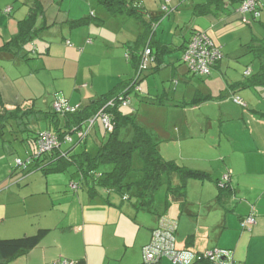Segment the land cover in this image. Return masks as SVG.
I'll return each mask as SVG.
<instances>
[{
  "label": "crops",
  "instance_id": "1",
  "mask_svg": "<svg viewBox=\"0 0 264 264\" xmlns=\"http://www.w3.org/2000/svg\"><path fill=\"white\" fill-rule=\"evenodd\" d=\"M91 1L0 0V48L19 34L22 22L33 13L35 20L31 29L33 34L31 41H41L35 43L37 44L35 52L26 45L18 55L0 52V115L13 112L17 107L23 110L34 108L39 111V115L36 118L29 117L27 127L38 132L36 128L44 122L46 129L42 130L47 131L52 127L44 112L52 110L55 97L47 99L52 88L57 90L55 96L58 92H63L69 106L82 108L90 101L109 94L124 82L123 75L126 73L113 71L115 69L113 64L121 63L122 54L115 53L116 51L113 54L112 49L123 48L127 42H132V38L126 39L125 35L121 36L125 27L127 25L129 27V22L127 20L120 22V18H133L126 15L113 16L106 10L100 11ZM242 1L223 0L221 7L205 15L195 14V10L197 6L206 4L207 0L193 2L189 0L187 5L184 4V0H160L158 13H149L144 7V22L135 20L138 21L136 32L139 37L147 30L146 24L153 25L152 50L156 61L149 62L148 68L152 67L156 71L163 69L160 75L164 84L169 77L175 84L178 83L177 79L190 82L191 73L188 71L184 74L183 68L177 63L181 61L183 48L188 44L193 32L200 30L207 32L220 49L227 52H224V57L229 55L227 58L229 61L230 57H236L233 66L237 71L242 72L245 79L254 75L250 66H244L245 69H242V63L237 60L249 59L250 61L243 62L245 64L253 62L251 46L255 43V18L259 11L256 8L255 12L242 14L239 11L241 5L239 3ZM165 5L168 8L167 12L163 11ZM185 6H187L186 10L180 13ZM185 11L193 15L189 25L180 24V18ZM169 18L170 24L167 23ZM84 20L87 23H81ZM116 24L120 26V31H117ZM159 26L164 28V35L160 34ZM247 26H250L251 30ZM178 33L180 34L177 35ZM165 34L167 35L164 38ZM63 41L64 44L66 42L65 46ZM67 42H71V45ZM129 44L133 46L132 43ZM131 46L129 45L130 49ZM143 49L144 46L139 49L137 55L142 54ZM106 54H111L108 65L104 59ZM131 54H133L132 50ZM224 57L209 75L210 82L206 80L207 77L201 79L206 90L198 91L204 97L222 99L219 103V111L211 109L210 116L204 115L208 121L205 134L206 137L210 134L211 140L206 139L199 150H195L198 157H190L189 163L183 165L190 170L205 173L207 178L189 180L184 197L174 198L173 204L167 201L163 213L157 212L155 208L154 212H149L150 215L142 218V223L138 222V219L130 222V214H132L130 209L115 212L118 219L113 222L118 223H113L110 228L108 225L110 221L100 223L101 219L103 222L107 219L101 213H106L104 208L98 210L102 214L100 216L95 210L97 216L89 224L84 218L86 206L82 201L80 205L83 209V220L75 221L69 226L66 205L61 201L57 205V201L52 198V194L63 192L58 191L55 185H50L49 176L46 175L48 178L45 180L46 186L42 189L37 188L31 193L42 196V200L38 198L28 203L25 200L23 207H9L8 203L0 198V240L34 236L42 229L49 230L48 235L37 247L19 253L10 260L0 258V264H52L59 260L73 261L77 264H141L143 248L150 243L152 231L157 227L158 217L161 214L177 222L176 244L179 248L190 249L197 253L213 249L229 250L232 255L230 259L223 260V264H264V115H260L256 109H251L246 103V106L241 105V107L235 103V98L239 96L237 92L242 89L241 86L246 80L231 82L228 79L226 75L231 64ZM135 58L136 53L129 58L134 65ZM106 66L110 67V72L99 73ZM87 68L89 71L86 70ZM249 69L251 73L247 75ZM57 72H61L65 79H69L67 87L64 85L56 87L50 82V80L55 81L52 76ZM216 76H222L224 81L217 79ZM220 80L223 83L219 82ZM218 83L222 85L216 86L215 92L213 87ZM162 86V97H157L159 101H190L187 93L184 97H178V87L175 91L170 88V91L168 85L164 87L162 84ZM135 94L142 101L150 100L149 97ZM203 104L195 105L191 109L201 108ZM218 115L219 126L215 130L214 121L217 120ZM61 126H64L63 120ZM11 127L8 125L6 131ZM31 133L29 131L15 135L9 132L10 135H7L20 138L22 142L30 145L34 140L29 135ZM194 134L192 132V136ZM182 137L184 141L188 139L185 130ZM100 144L99 141L97 146ZM62 149H70L71 152L78 153L76 146H63ZM77 173L74 177H81V174ZM227 175H230L229 183L226 188H222L221 181ZM35 180L41 184L44 182L41 174H35L25 181L34 184ZM172 182L174 186L179 185L177 177H174ZM75 185L76 183L71 184L72 189L79 193V186L75 188ZM8 191H0V195ZM97 191L100 194L99 190ZM167 196L168 200L172 201V198ZM109 197L107 196V199ZM60 205L64 207H59ZM102 206L107 205L102 204ZM113 206L116 207L114 204ZM137 210L142 209L137 208ZM251 213L255 214L256 224L251 230H245L241 223ZM106 227L110 228L109 231ZM160 264L172 263L165 258Z\"/></svg>",
  "mask_w": 264,
  "mask_h": 264
},
{
  "label": "rangeland",
  "instance_id": "2",
  "mask_svg": "<svg viewBox=\"0 0 264 264\" xmlns=\"http://www.w3.org/2000/svg\"><path fill=\"white\" fill-rule=\"evenodd\" d=\"M129 1L132 2L134 4V7H136L139 11H143L144 7H146L149 13L150 12L158 13L160 11V7H159L161 5L160 0H129ZM190 1L193 2L198 0H190ZM187 2H189V0H184L185 5H187L186 4ZM91 3L94 4L95 8L100 11L106 10L96 0H92ZM263 3L264 2L262 0V2L257 7L259 14L255 18V27H254L255 38L261 40H264V25L261 24L264 23ZM186 8L187 6L183 7L180 10V13L186 10ZM187 14H188L187 11H185V13H183V16L180 18L181 25H189V23H191L193 15L190 13L188 15ZM122 18L123 19L120 18V22L121 20H127L129 22L128 23L129 27L128 25L126 26L125 24H123V26L126 27L123 33H121V36L124 37L125 35L126 39L132 38V42H127V44H124L125 46L123 48L112 49V53L116 51L115 53L122 54L121 63L119 64L117 62V64L116 63L113 64L115 68L113 69V71L117 73L119 71L125 72L126 74L123 75V80L129 81L137 78L136 76L138 73V70H136L133 62H131L129 59L130 56L132 55L131 49L129 47V45L131 46V44L129 43H132L133 47H135V43H137L139 39L138 32H136L138 30L137 28L138 21H136L135 18L133 19H128L125 17ZM170 18L167 20L168 24H170ZM117 27H118L117 31H120L119 29L120 26L118 24H116V28ZM247 27H249V29L251 30L250 26ZM163 29L164 28L160 27L161 35L162 34L164 35ZM179 34L180 33H178L177 35ZM166 35L167 34H165L164 38L166 37ZM35 43H41V41L36 40L35 42L33 40L31 42H28L26 46L31 47V50L35 52L36 51L35 48H37V44ZM62 43L65 46L66 42L64 44L63 41ZM226 51L228 50L226 49ZM221 52L223 58L225 55L224 54L225 51L223 52L221 50ZM228 53L230 54V51H228ZM127 54L129 55L128 58H127ZM110 58H111V54L108 55L106 54L104 56L106 65L109 64ZM227 58H229V55L224 57V59H226V61L228 63L230 62L231 64L230 66L231 68L228 70V74L226 75L228 79H230L231 82H234L235 80L236 81H242V79L244 80L245 76L242 74V72L237 71L233 66L234 65L233 60H236V57L235 56L230 57V61ZM241 60H237V61L239 63H242L243 66L242 69H245L244 66H248V67L250 66L254 71V75H251L249 78L245 79L246 80L245 84L241 86L242 89H240L237 92V94L239 95L238 98L242 100L244 104L246 103L247 105H250L251 109H256L260 113V115H264V84H260V85L256 84L255 86H252V81H254L255 78L260 75L263 69L262 61L259 59V57H256L254 54L252 55L251 58L253 62L251 61L245 64L243 62L249 59L243 61ZM177 64L183 68L184 74L188 73L189 71L188 64L183 59H181V61H179ZM88 69L89 68H87L86 70L89 71ZM149 69L143 72L142 77H140V80L137 82V89L134 90L133 94L130 95L129 105L127 107H122V112L125 115H129V117L134 118L137 124L146 128L147 130H149L151 133L154 134V137L160 142V150L162 151L161 154L166 160L176 162L180 166L187 165L189 163L190 157H198V154L195 152V150H199V147H201V145L204 144V141L206 139L209 138V140H211V135L208 134L206 137L205 134L207 128L206 124L208 123V121L204 117V115L208 114L210 116L209 111L211 109L219 111V106H220L219 103L222 99L218 97V95L216 96L218 98L211 99L210 96L204 97L203 95L199 94L198 92L199 89L206 90V88H203V83L201 79L207 77L206 80H209L208 82H210L211 78L209 76L202 77L195 75L189 71L191 73L189 74L190 82L187 81L184 82L183 80L177 79L178 83L175 84L174 80L169 77L168 78L169 80H167L166 82L167 84L166 83L164 84L162 82V76L160 75V72H162L163 69H160L158 71H156V69H152V67H149ZM104 72H110V67L106 66V68L104 67L102 68L101 71H99V73H104ZM248 73L250 75L251 69H249ZM52 78H54L55 81L50 80V82L52 84H55L56 87H61L63 85L67 87V84H69V79L67 78L65 79L61 72L53 73ZM217 79H222L224 81L222 76L220 77L218 76ZM222 80H220L219 82L223 83ZM162 84L164 85V87L168 85V89L170 90L171 88L173 91H175V88L178 87L179 89L178 97H184L185 93H187L188 95L187 97H190L189 98L190 101L191 100L193 101L190 102L187 100L185 101L176 100L175 102H173V101L163 100V103L160 102L157 97H162L161 95L163 92ZM219 85L222 84L218 83L215 84V86L213 87L215 92H216L215 87L216 86L220 87ZM56 92L57 90L53 88L52 90H49L50 94L49 96H47V99H53L55 97ZM135 93L143 97H149L150 100L142 101L140 100V98L136 97ZM57 95L64 97L63 92H58ZM152 100H154V102H152ZM202 104L203 106L201 108L191 109L192 107H195V105L199 106ZM239 107H241V105ZM218 117L219 115L216 117L217 120L214 121L215 122L214 127H216L215 130H217L219 126ZM39 128H36L38 132H40V130L44 131L42 129H46L45 123L41 122ZM184 130L187 132V136H188V139H186L185 141L182 140L183 139L182 134L184 133ZM192 132L195 133L194 136H192ZM7 134H9V132H7L5 135L0 137V191L3 190L4 191L9 190V191L6 193H2L0 195V198H3V201L7 202L8 203L7 205H9V207L12 206L23 207L25 200L26 203L34 199L36 200L38 198L39 200H42L41 199L43 198L42 196H35L31 193H33V191L37 188L40 189H42V187L44 188L47 184V181L45 180L49 178L50 185H55V187L59 189L58 191L63 192V193L52 194V198L55 199V201H57L56 202L57 205L60 203L59 201H61L66 205V210L68 211L69 214L68 217L69 226L72 225L75 221H81V219L83 220L82 217L84 214H83V209L81 208L80 205V201H82L83 205L86 206V211H85L86 213L84 215V218H86L89 224H91L95 220L97 214L99 213L98 210L104 208L103 210L106 213L104 212L101 213L105 215L107 219H105L104 222L103 219H101L100 223L103 224L110 221V223H108L110 228H112L111 226L113 225V223H116L113 221L118 219V215L115 212L127 211L130 209L132 212V214H130L131 223L134 222L135 219H138L139 220L138 222L142 223L143 222L142 218L144 216H148L151 214L146 210H137L139 203L138 199L133 197L132 195H128L126 191L123 194L117 192H104V191L102 192L101 188L97 187V190H99L100 194L97 193L92 195L91 192L89 191L90 186L82 182L80 176L74 177V175L78 174L75 168H71L67 172H63L57 175H53L51 173H50L51 175L45 174L41 170L39 171L32 170V166L28 164V159L30 153L34 152V146L22 142L20 138H16V137L14 138L13 136L9 137ZM106 136H107V130L104 120L102 118H99L95 126L92 127V129L90 130L89 136H87L85 142L82 145L78 141V135L74 133L72 134L73 137L72 142L65 143L63 146L65 147L76 146L77 151L81 152L84 149V144H86L85 146L86 150H88L91 153V155L94 156L96 155L98 150L97 144L99 143V141L101 142L102 139H104ZM137 156L139 155L137 154ZM18 160H21L24 163V165L19 166ZM140 166L141 163L138 162L137 159L136 167L140 168ZM111 169L112 166L103 165L100 167L99 171L108 172ZM35 174H41L42 178L44 179V182L42 184L39 183L38 180H35L33 182L34 184L31 183L29 184L30 181H25L27 178L32 177ZM46 175L49 177L47 178ZM136 176L137 173H133V175L131 176V180H134ZM72 183H76V186H79V191H78L79 193L75 192L74 189H72L71 186ZM168 187H169V183L167 180H165L162 186L155 194V208L157 212L163 213L166 209V205H165L166 202L167 201H169V203L173 202V198L172 201L171 199L168 200V196H167ZM64 195L66 197H64ZM107 196L110 197L107 199ZM102 204L107 205L110 208L113 207L112 211H110V208H108L107 206H102ZM113 204L116 205V207L113 206ZM59 207H64V206L60 205ZM79 208H81V210H79ZM95 210L97 211V214ZM101 213H99V216L102 215ZM161 216L168 217L167 215L161 214L159 215L158 220ZM1 222L4 223L3 220H1ZM101 227L104 230V227L103 226ZM110 228L106 227V230L108 229L107 231H109Z\"/></svg>",
  "mask_w": 264,
  "mask_h": 264
},
{
  "label": "trees",
  "instance_id": "3",
  "mask_svg": "<svg viewBox=\"0 0 264 264\" xmlns=\"http://www.w3.org/2000/svg\"><path fill=\"white\" fill-rule=\"evenodd\" d=\"M96 1L113 16L126 15L143 21V11H139L129 0ZM222 4L223 0H207L206 4L196 7L195 14L205 15L211 13L215 8L221 7ZM34 20L35 14L33 13L27 20L22 22L19 34L11 42L1 47L0 52L18 55L24 49V45L33 38L31 29ZM81 23H87V21L84 20ZM146 28L147 30L140 35L137 43H135V47H131L133 54L135 55L136 53L134 65L136 70H139L147 45L152 48L153 25L146 24ZM143 46L142 54L137 55L139 49ZM186 47L187 45L183 49ZM251 52L256 57H259L263 68L260 75L252 81V86L264 84V40L255 38V43L251 46ZM153 61H156V57ZM136 87L137 82L135 79L124 81L109 94L90 101L82 108L78 107L75 112L57 113L52 104V110L44 112V116L49 119L52 127L48 131L63 140L64 136L74 134L82 129L84 124L97 115L110 100L117 99L120 96L128 98L136 90ZM105 111L113 118V130L111 132L107 131V136L101 141L94 156L86 150V145L78 153H73L70 149L64 150L61 146L52 152L37 156L36 145L41 131L35 132L27 127L29 125V117L36 118L39 115V111L34 108L23 110L21 107H17L13 112H5L0 115V136H3L5 132L15 135L32 132L31 137L34 140L31 145L34 146V152L30 155L31 161L29 163L32 166V170H42L46 174L51 172L63 173L67 172L71 167H75L77 172L81 174L82 182L90 186L92 195L98 193L97 187L107 192L121 194L126 191L128 195L138 199V209L148 212H154L155 194L165 180L169 183L168 195L174 199L184 197L189 180L207 178V175L203 172L190 170L178 165L176 162L166 160L161 154L160 142L154 137V134L137 124L134 118L125 115L120 104L117 103L113 107L109 106ZM62 120L64 121V126H61ZM8 125L12 127L6 131ZM80 140H78L79 143ZM137 159L141 163L140 168L136 167ZM103 165L112 166V169L101 173L99 169ZM133 173H137V176L135 179L132 177L134 180H131ZM174 177L179 179V185H173L172 180ZM48 233L49 230L42 229L34 236L0 240V258L10 260L19 253L34 249ZM204 263L209 264L207 262H201L200 264Z\"/></svg>",
  "mask_w": 264,
  "mask_h": 264
},
{
  "label": "built area",
  "instance_id": "4",
  "mask_svg": "<svg viewBox=\"0 0 264 264\" xmlns=\"http://www.w3.org/2000/svg\"><path fill=\"white\" fill-rule=\"evenodd\" d=\"M169 1V0H167ZM261 0H243L241 2L239 11L242 14L252 13L256 11L257 6ZM10 9L7 10L9 12ZM163 11L167 12V6H163ZM71 45V42H67ZM154 53L152 48L147 45L142 56V61L139 65L137 78L138 82L142 77L143 72L148 70V64L154 60ZM222 52L220 47L216 44L213 38L204 31L196 30L192 35L187 47L182 53V59L188 64L189 71L195 75L206 77L209 76L221 60ZM249 75V73L247 72ZM137 89V87L135 88ZM235 103L238 105L246 106L242 100L235 98ZM120 104L122 107H127L130 103V97L125 98L120 96L117 99L110 100L106 106H104L97 115L88 120L82 129L75 132L78 135V140L85 141L90 134V130L99 118L104 120L106 130H113V118L105 111L107 107H113L115 104ZM53 108L57 113L62 112H75L78 107L73 108L69 106L68 101L59 95L55 96L53 102ZM72 134L64 136L61 140L59 136L50 131H41L39 138L37 139V156L45 153L52 152L53 150L60 148L65 143L72 142ZM83 141V142H84ZM31 161V156L28 159V164ZM18 165L22 166L24 163L18 160ZM230 175L224 176L221 181V187L226 188L229 183ZM77 186L75 185V188ZM256 224V217L254 213L247 216L241 223V226L245 230H251ZM177 222L166 216H161L158 220L157 227L152 231V238L149 244L143 248V262L141 264H160L163 259H168L172 264H200L201 262H207L209 264H223V260H228L231 257V252L225 249H213L204 253H197L193 250L186 248H179L176 244V232ZM52 264H77L73 261L59 260Z\"/></svg>",
  "mask_w": 264,
  "mask_h": 264
},
{
  "label": "water",
  "instance_id": "5",
  "mask_svg": "<svg viewBox=\"0 0 264 264\" xmlns=\"http://www.w3.org/2000/svg\"><path fill=\"white\" fill-rule=\"evenodd\" d=\"M174 201V200H173Z\"/></svg>",
  "mask_w": 264,
  "mask_h": 264
}]
</instances>
